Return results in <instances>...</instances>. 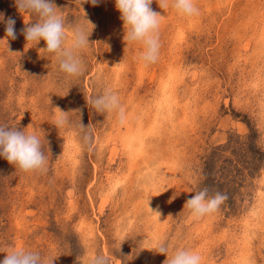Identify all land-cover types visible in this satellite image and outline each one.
<instances>
[{"label":"rangeland","instance_id":"1","mask_svg":"<svg viewBox=\"0 0 264 264\" xmlns=\"http://www.w3.org/2000/svg\"><path fill=\"white\" fill-rule=\"evenodd\" d=\"M54 3L65 46L77 26L90 35L81 76L44 40L27 44L37 14L0 0L17 35L0 22V126L35 133L47 157V171L28 173L0 157V261L20 248L53 264H164L165 244L169 259L184 249L201 264H264V0H194L193 17L153 0L160 49L148 66L115 0ZM106 88L123 124L90 103ZM60 110L70 125L58 129ZM205 187L228 199L197 218L184 206Z\"/></svg>","mask_w":264,"mask_h":264},{"label":"clouds","instance_id":"2","mask_svg":"<svg viewBox=\"0 0 264 264\" xmlns=\"http://www.w3.org/2000/svg\"><path fill=\"white\" fill-rule=\"evenodd\" d=\"M90 2L95 6L98 0H90ZM158 2L162 9L169 6L168 0H158ZM115 3L124 22L125 41L142 43L144 51L140 60L145 66L154 64L159 57V27L162 16L151 8L153 0H115ZM15 6L21 13L29 12L39 16L37 22L26 24L27 26L21 30L27 44L30 42L38 44L40 40H44L46 42L44 50L56 55L62 72L72 77L83 75L84 65L80 52L90 44V35L86 29L77 26L73 30L71 46H65L67 35L64 20L58 13L54 0H15ZM172 7L188 17L199 15V8L194 4V0H172ZM0 22L5 24L7 40H15L17 38L15 19L8 17L5 20L4 13H0ZM90 103L99 113L115 111L119 122L121 124L125 122V109L117 93L111 88H106L101 95L92 98ZM54 125L58 129L70 125L67 113L60 110ZM79 128L84 142L90 143L91 125L84 126L81 122ZM0 157L26 173L47 171V157L42 149L41 140L35 133H27L17 127L0 126ZM195 193L186 201L184 208L189 209L197 218L217 211L228 199L226 194L219 191L212 194L208 187ZM168 251L165 244H161L158 249L159 253L168 257L164 264H201L202 257L194 251L178 249L170 259ZM6 253L0 264H53L54 261V259L42 258L39 253L20 248H14ZM91 264H112V262L108 256L97 255L91 259Z\"/></svg>","mask_w":264,"mask_h":264}]
</instances>
